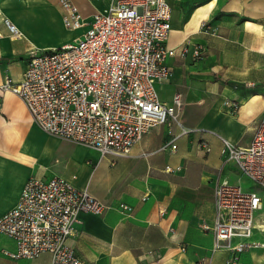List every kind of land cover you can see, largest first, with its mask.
<instances>
[{
  "label": "crops",
  "instance_id": "1",
  "mask_svg": "<svg viewBox=\"0 0 264 264\" xmlns=\"http://www.w3.org/2000/svg\"><path fill=\"white\" fill-rule=\"evenodd\" d=\"M71 1L90 17L107 12L114 0ZM169 1L167 44L177 54L168 61L172 77L157 89L166 103L181 94V123L152 128L128 156L115 158L71 141L61 149L65 139L44 132L24 102L2 89L9 77L22 81L31 50L60 47L79 33L65 28L60 0H0L1 113L17 122L27 141L22 148L19 132L0 134V217L17 205L35 176H60L88 190L109 208L102 215L78 216L68 244L85 264H227L232 251L226 245L217 249L213 231L203 225L213 224L220 180L262 197L255 221L264 212V187L221 155L226 141L248 146L264 114V0ZM5 19L22 39L11 40ZM198 48L205 49L201 58ZM173 138L177 149L165 150ZM202 141L210 144L209 153L198 150ZM251 240L256 245L237 264H264V232L257 225ZM5 249L15 245L0 234V264L52 261L50 253L13 259Z\"/></svg>",
  "mask_w": 264,
  "mask_h": 264
},
{
  "label": "built area",
  "instance_id": "2",
  "mask_svg": "<svg viewBox=\"0 0 264 264\" xmlns=\"http://www.w3.org/2000/svg\"><path fill=\"white\" fill-rule=\"evenodd\" d=\"M60 5L65 26L78 36L60 47L31 50L22 81L9 77L2 86L21 98L43 131L120 158L152 128L172 120L181 123V94L166 103L157 89L172 77L168 61L177 54L167 44L173 10L169 0H114L107 12L90 17L71 0H60ZM4 22L11 40L23 38L15 24ZM204 51L198 48L196 56L201 58ZM255 125L248 146L226 141L221 155L264 187V114ZM176 144L173 138L164 149L175 151ZM198 150L209 153L210 144L202 141ZM262 206L256 191L228 180L217 183L215 217L204 229L213 231L217 249L226 245L232 251L227 264H237L241 254L256 245L251 237ZM108 208L60 176L32 177L17 205L0 217V234L15 245L4 254L35 259L50 253L51 264H85L68 240L80 213L102 215Z\"/></svg>",
  "mask_w": 264,
  "mask_h": 264
},
{
  "label": "rangeland",
  "instance_id": "3",
  "mask_svg": "<svg viewBox=\"0 0 264 264\" xmlns=\"http://www.w3.org/2000/svg\"><path fill=\"white\" fill-rule=\"evenodd\" d=\"M63 23H64V20H63ZM64 26H65V24H64ZM65 28L67 29V27L65 26ZM68 30V29H67ZM70 31V30H69ZM19 97V96H18ZM21 99V98H20ZM3 106H2V100H0V113H1V108H2ZM1 115V124H0V134H4L5 135V138H8V136H9V133L11 132V131H16V132H19V135H20V141H21V143H20V145L22 146V148H24V147H27V141H26V139H25V137H24V135L22 134V129H20V128H17V126H16V123L17 122H14V121H12V119L11 118H9L8 116H5V115H3L2 113L0 114ZM45 132V131H44ZM34 137L37 139V140H39L40 139V137H41V134H34ZM13 138V137H12ZM14 138H16L15 136H14ZM71 141V140H70ZM70 141L69 140H64V142L63 143H61V145H60V148L62 149L63 147H66L67 146V144H69L70 143ZM72 142V141H71ZM264 209V208H263ZM262 213V212H261ZM1 214V213H0ZM262 222L264 223V217L262 218ZM206 223V222H205ZM204 223V224H205ZM203 224V225H204Z\"/></svg>",
  "mask_w": 264,
  "mask_h": 264
},
{
  "label": "bare ground",
  "instance_id": "4",
  "mask_svg": "<svg viewBox=\"0 0 264 264\" xmlns=\"http://www.w3.org/2000/svg\"><path fill=\"white\" fill-rule=\"evenodd\" d=\"M77 7V6H76ZM78 8V7H77ZM79 10V9H78ZM77 32V31H75ZM64 45V44H63ZM62 46V45H61ZM264 217V212L260 213V216L255 221V224L257 225V228H259L262 232H264V223L262 222V218ZM256 228V227H255Z\"/></svg>",
  "mask_w": 264,
  "mask_h": 264
}]
</instances>
